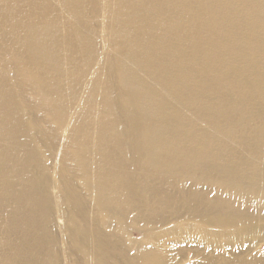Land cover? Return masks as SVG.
<instances>
[{
    "label": "bare ground",
    "instance_id": "6f19581e",
    "mask_svg": "<svg viewBox=\"0 0 264 264\" xmlns=\"http://www.w3.org/2000/svg\"><path fill=\"white\" fill-rule=\"evenodd\" d=\"M0 264H264V0H0Z\"/></svg>",
    "mask_w": 264,
    "mask_h": 264
}]
</instances>
